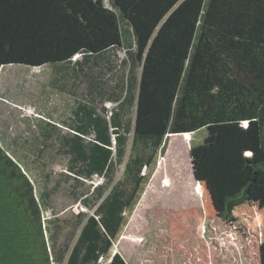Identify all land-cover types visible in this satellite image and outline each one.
Wrapping results in <instances>:
<instances>
[{"label":"trees","instance_id":"1","mask_svg":"<svg viewBox=\"0 0 264 264\" xmlns=\"http://www.w3.org/2000/svg\"><path fill=\"white\" fill-rule=\"evenodd\" d=\"M10 66L48 68L67 100L61 125L48 116L10 146L0 135V264H99L168 135L229 138L227 165L252 179L225 198L228 218L264 195V0H0V72ZM57 143L90 215L57 216L43 161ZM245 147L262 159L242 162Z\"/></svg>","mask_w":264,"mask_h":264},{"label":"rangeland","instance_id":"2","mask_svg":"<svg viewBox=\"0 0 264 264\" xmlns=\"http://www.w3.org/2000/svg\"><path fill=\"white\" fill-rule=\"evenodd\" d=\"M50 78L46 67L10 66L0 72V135L5 144L11 145L9 133H39L48 116L61 125L58 118L67 97L49 87ZM227 145L229 138L210 128L191 134L189 140L168 135L143 171L140 189L99 264H109L116 253L126 264H264L263 193L252 192L233 206L229 218L223 212L225 198L252 179L248 168L243 173L231 172L228 156L222 153ZM57 148L58 143L43 155L51 173L46 186L56 187L52 203L57 216L90 215L93 211L74 204L73 182L64 181L67 158ZM260 159L248 147L240 153L242 162ZM123 168L116 167L114 182ZM178 194L184 196L180 206Z\"/></svg>","mask_w":264,"mask_h":264},{"label":"crops","instance_id":"3","mask_svg":"<svg viewBox=\"0 0 264 264\" xmlns=\"http://www.w3.org/2000/svg\"><path fill=\"white\" fill-rule=\"evenodd\" d=\"M112 258V257H111Z\"/></svg>","mask_w":264,"mask_h":264}]
</instances>
